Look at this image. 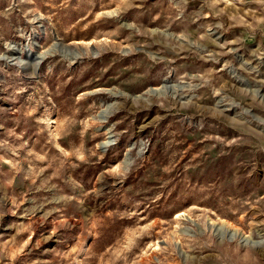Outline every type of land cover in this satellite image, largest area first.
<instances>
[{"label":"rangeland","instance_id":"374dc122","mask_svg":"<svg viewBox=\"0 0 264 264\" xmlns=\"http://www.w3.org/2000/svg\"><path fill=\"white\" fill-rule=\"evenodd\" d=\"M0 264H264V0H0Z\"/></svg>","mask_w":264,"mask_h":264}]
</instances>
